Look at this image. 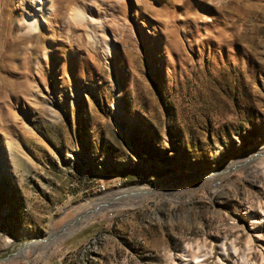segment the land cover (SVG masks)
I'll list each match as a JSON object with an SVG mask.
<instances>
[{
	"label": "rangeland",
	"instance_id": "1",
	"mask_svg": "<svg viewBox=\"0 0 264 264\" xmlns=\"http://www.w3.org/2000/svg\"><path fill=\"white\" fill-rule=\"evenodd\" d=\"M264 264V0H0V264Z\"/></svg>",
	"mask_w": 264,
	"mask_h": 264
},
{
	"label": "bare ground",
	"instance_id": "2",
	"mask_svg": "<svg viewBox=\"0 0 264 264\" xmlns=\"http://www.w3.org/2000/svg\"><path fill=\"white\" fill-rule=\"evenodd\" d=\"M191 264H197V261H195V262H191Z\"/></svg>",
	"mask_w": 264,
	"mask_h": 264
}]
</instances>
